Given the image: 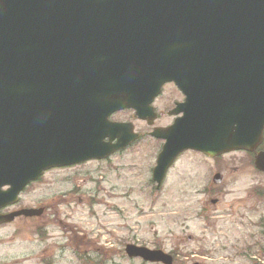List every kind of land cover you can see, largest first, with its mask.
Listing matches in <instances>:
<instances>
[{
  "label": "water",
  "instance_id": "obj_1",
  "mask_svg": "<svg viewBox=\"0 0 264 264\" xmlns=\"http://www.w3.org/2000/svg\"><path fill=\"white\" fill-rule=\"evenodd\" d=\"M173 25L194 42L195 69L218 75L209 81L228 84L229 97L236 81L237 105L220 117L226 129L236 119V137L217 146L250 150L260 141L264 0H0V187H10L0 192L2 205L46 169L98 157L106 150L101 141L122 132L107 121L111 113L133 109L138 119H152L149 103L169 78L157 77L151 30ZM198 130L167 139L154 177L175 147L211 152L214 142ZM126 252L170 264L161 252Z\"/></svg>",
  "mask_w": 264,
  "mask_h": 264
},
{
  "label": "flooded vegetation",
  "instance_id": "obj_2",
  "mask_svg": "<svg viewBox=\"0 0 264 264\" xmlns=\"http://www.w3.org/2000/svg\"><path fill=\"white\" fill-rule=\"evenodd\" d=\"M214 76L206 75L204 69L201 71L196 69L195 76L191 75L186 82L163 84L152 103L155 113L153 124L151 126L145 123L139 124L146 129V136L143 135L142 131L136 129L134 124H124L131 125L133 133L138 135L137 139L124 145L127 140L126 137L106 138L104 143L112 151L104 159L88 160L73 166L52 169L45 173L46 176L51 172L68 171L88 164L105 165L106 170L121 171L126 168V165L118 162L129 157V152L146 150L144 154L148 159L145 167L146 175L144 176L146 181L141 185L142 193L138 192L139 195H145L146 190L154 194L161 193L172 174L171 183L176 195L174 208L177 209L173 212L175 217H173L174 222L172 221V229H170L169 235L174 241L172 249L164 250L157 242L148 245L135 237L131 239L127 236L128 226L122 224L118 228L111 227L112 231L117 229L121 237L110 234L106 243L108 249L103 251L96 248L97 244L94 243V240L80 234L74 226L63 223L61 225L63 242L60 249L62 252H69L68 254L72 255L74 262L119 264L115 263L113 258H121L129 264H162L148 263L139 257H129L126 252L127 247L134 246L161 252L168 257L170 264H224L226 256L230 258L242 256L250 259V255L257 253V241H260V251L264 255V172L256 167L257 158L264 153V128L260 144L250 151H221L215 146L217 152L206 154L194 150L179 152L175 147L176 153L165 169L163 177L159 181L153 177L158 156L166 141V133L175 124H177L176 130L172 129L171 132L172 140L175 141L183 138L182 136L188 131L198 134L200 132L198 129L204 131L206 135L204 139L209 142L210 140L218 142L228 138L226 136L228 131L225 129L226 123L220 121V117L226 106H232V97H229L228 84L209 81ZM183 84L186 85V96L179 87ZM234 87L233 105L236 107V81ZM185 102L186 108L183 106ZM127 112L131 113L125 111L114 114L110 121L114 123L127 122L117 119ZM184 116L187 117L185 124H189L191 129L186 130L185 126H178L183 124L181 119ZM153 130H157L159 137L150 136V132ZM231 134L234 136L236 134L235 124L231 126ZM117 143L119 146L114 148ZM261 164L264 166V162ZM32 186L33 184H29L25 187L16 201L0 207V216L31 209L21 206V201ZM0 190H5V188ZM177 193H179L178 198ZM232 193H236L238 197L227 204L225 198ZM126 195H128L127 192ZM68 196L70 198L75 196L80 199L75 190L70 192ZM85 203L90 210L94 206V201L91 198L86 199ZM61 204L64 208L68 205L65 195L61 199ZM78 204L81 205L82 201H78ZM137 207V203H133L132 208L136 209ZM219 208L229 212L218 213ZM233 208H235V219L224 218L223 216H231L230 211ZM42 209L43 212L40 216H44L47 210L46 207H42ZM109 209H111L110 213L114 217L123 219L122 210L114 207H109ZM188 213L192 214L190 218L185 216ZM143 217L145 216L138 215L139 219ZM33 220L34 217L16 216L11 218L9 222L0 224V232L12 229L11 233L0 238V244H11L22 231L30 234L34 230V223H31ZM20 221L24 222L25 225H18ZM192 223H197L199 228H193ZM37 226L36 231H42L45 242V220L38 223ZM154 229L153 225H149L147 228L149 234L155 235ZM137 230H140L138 223H136L135 232ZM191 230L195 234L200 231V238L196 240L199 244L205 242V245L197 247L196 250H182L183 246L191 244L195 240L194 234L190 233ZM20 252L25 259L15 260L11 264H26L30 260L32 261L34 250L25 248ZM216 254H220L221 257L215 263L213 258ZM39 255L42 257L41 253ZM1 262H5V259ZM257 262L256 258L251 259L252 264H258ZM38 264L48 263L43 257Z\"/></svg>",
  "mask_w": 264,
  "mask_h": 264
},
{
  "label": "rangeland",
  "instance_id": "obj_3",
  "mask_svg": "<svg viewBox=\"0 0 264 264\" xmlns=\"http://www.w3.org/2000/svg\"><path fill=\"white\" fill-rule=\"evenodd\" d=\"M117 119L134 124L136 129L142 131L143 135L146 136V129L139 125L141 123L136 121L130 114H125L122 118L117 117ZM145 152L146 150L129 152V157L118 162L126 165V168L121 171L107 169V172L105 165L88 164L80 168L55 171L46 176L44 175L41 181L34 183L24 195L21 206L31 209L46 207L45 215L34 218L31 222L34 223V230L30 234L22 231L11 244H0V264H11L15 260L25 259L20 252L25 248L34 250L32 261L30 260L26 264H38L43 257L48 264H82L74 262L72 255L68 254L69 252H62L60 249L63 242V232L61 230L63 223L74 226L80 234L94 240V243L97 244L96 248L103 251L108 249L106 243L110 234L121 237L119 231L117 229L112 231L111 227L118 228L122 224L128 226L127 236L129 238L135 237L140 242H145L148 245L157 242L164 250L172 249L174 241L169 235L174 222L173 217H175L173 212L177 211L174 208L176 195L171 183L172 174L161 193L154 194L146 190L145 195H139L138 192L142 190L141 185L146 181L144 176L146 175L145 167L148 159L144 156ZM74 190L79 194L80 199L75 196L72 198L68 196ZM126 192L128 195H126ZM63 195L66 196V202H68L66 208L61 204ZM178 197L179 193H177ZM237 197L236 193H232L226 196L225 202L228 204ZM88 198L94 201L91 210L85 203ZM78 201H82V204L79 205ZM133 203H137L138 207L136 209L132 208ZM109 207L122 210L123 219L114 217L110 213L111 209ZM224 212L229 211H224L222 208L218 209V213ZM230 213L231 216L223 217L235 219V208ZM138 215H144L145 217L139 219ZM185 216L190 218L192 214L188 213ZM44 220L45 242L42 231H36L38 223ZM136 223L140 227L137 232H135ZM18 225L25 224L20 221ZM149 225L154 226L155 235L149 234L147 230ZM191 226L195 229L199 228L197 223H192ZM11 232L12 229L0 232V238H4L5 234ZM190 233L194 234L195 240L191 244L183 246L182 250H196L197 247L205 245V242L199 244L196 240L200 238V231L195 234L191 230ZM210 242H212V239H210ZM257 244V253L250 255V259L242 256L232 258L226 256L225 260L228 261L224 260V264H252L251 259L253 258L258 260V264H264V255L260 251V241H257ZM40 253L42 257L41 255L38 256ZM220 257V254H216L213 258L215 263ZM3 259H5V262H1ZM113 260L115 263L129 264L121 258H113Z\"/></svg>",
  "mask_w": 264,
  "mask_h": 264
}]
</instances>
